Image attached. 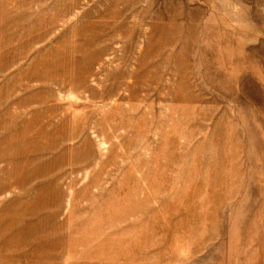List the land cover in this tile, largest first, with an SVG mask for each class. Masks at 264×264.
I'll return each mask as SVG.
<instances>
[{"label": "rangeland", "instance_id": "1", "mask_svg": "<svg viewBox=\"0 0 264 264\" xmlns=\"http://www.w3.org/2000/svg\"><path fill=\"white\" fill-rule=\"evenodd\" d=\"M0 264H264V0H0Z\"/></svg>", "mask_w": 264, "mask_h": 264}]
</instances>
